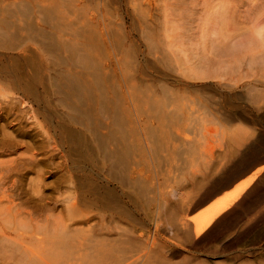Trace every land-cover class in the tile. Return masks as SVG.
I'll list each match as a JSON object with an SVG mask.
<instances>
[{"label":"rangeland","instance_id":"obj_1","mask_svg":"<svg viewBox=\"0 0 264 264\" xmlns=\"http://www.w3.org/2000/svg\"><path fill=\"white\" fill-rule=\"evenodd\" d=\"M262 4L0 0L10 235L47 264H264V70L201 76L195 46L217 7L246 30ZM262 166L197 234L190 217Z\"/></svg>","mask_w":264,"mask_h":264},{"label":"bare ground","instance_id":"obj_2","mask_svg":"<svg viewBox=\"0 0 264 264\" xmlns=\"http://www.w3.org/2000/svg\"><path fill=\"white\" fill-rule=\"evenodd\" d=\"M216 9L217 10L210 13V16L206 19L205 22L208 29L201 35L199 41L195 45L197 47L196 58L198 64L196 67L200 68V75L205 77H227L229 75L240 73L243 65L248 67V72L253 70L263 72L264 4L252 9L251 28L246 30H242V28H240L241 30L235 28L233 21L234 16L227 8L221 5ZM199 49L202 51H209V53L213 56L208 53H202ZM3 70H5L6 73L10 71L7 68H3ZM0 79H2V77ZM17 84H19V87L22 88V85L25 83H21V85L18 82ZM14 86H16V84ZM25 90H27L26 87ZM26 95H28V93ZM14 162L15 161H0V171L3 174H5V172L13 171L10 170V166ZM262 170L263 166L258 168L249 176H245L246 178L240 179V181L235 184L232 189L229 188L230 190L225 191L220 196L214 198L212 202L209 201L210 203L207 204L205 209L191 216L190 220L195 223V232L197 234L203 233L212 224L217 216L225 212L236 201H238L253 181L258 178V175L262 172ZM18 184H20V181H18ZM3 185L4 184L0 185V244H2L0 248H6V244L18 243L17 248L21 249L15 251L14 249L11 251L0 250V264H27L24 256L30 257L31 264H47L45 258H43L44 251L42 250L40 243L29 245L27 244V240H21L18 239V237L13 238L10 235L11 231L9 228L11 226L16 233L17 231H20L18 228H14L12 222L13 224L17 222V220L24 222V218L21 217L23 215L21 209L15 205L14 194L11 193L13 194L11 195V191L8 190V187L5 188ZM220 188L219 191L222 190ZM196 209L197 208H195V210ZM8 226L10 227L8 228ZM64 232V235H68L69 233L68 237L71 235V231H69V229L64 230ZM23 233L24 232H22V234Z\"/></svg>","mask_w":264,"mask_h":264}]
</instances>
